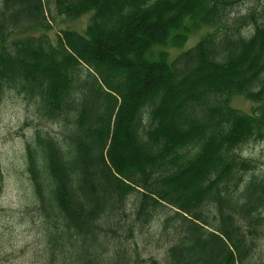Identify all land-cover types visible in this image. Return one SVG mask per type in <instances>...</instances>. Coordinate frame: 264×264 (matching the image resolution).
I'll use <instances>...</instances> for the list:
<instances>
[{
  "label": "trees",
  "instance_id": "1",
  "mask_svg": "<svg viewBox=\"0 0 264 264\" xmlns=\"http://www.w3.org/2000/svg\"><path fill=\"white\" fill-rule=\"evenodd\" d=\"M238 1L0 0V98L33 100L61 129L25 145L48 255L128 264L109 234L131 238L162 214L170 245L144 264H264V170L241 154L264 140V23L228 25ZM51 3L69 19L93 12L85 33L10 40L50 28Z\"/></svg>",
  "mask_w": 264,
  "mask_h": 264
},
{
  "label": "rangeland",
  "instance_id": "2",
  "mask_svg": "<svg viewBox=\"0 0 264 264\" xmlns=\"http://www.w3.org/2000/svg\"><path fill=\"white\" fill-rule=\"evenodd\" d=\"M50 28H33L24 33H13L10 40L25 36L47 35L53 44L61 31L71 30L84 34L93 12H88L74 19L57 14L54 5L50 4ZM253 14L258 22L264 23V0H239L227 10V24ZM253 29L251 20L239 28L240 33L249 34ZM207 29L190 36L184 49L196 43ZM182 50L169 49L174 58ZM231 105L250 113L255 104L242 95L231 98ZM48 132L59 136L58 124L42 120L37 112L36 103L25 99L13 90H7L0 98V264H64L56 259V254L49 255L45 249V240L41 221L35 213L31 196V187L24 167L25 145L35 131ZM241 154L252 160L256 172L264 170V140L250 142L241 150ZM133 204L130 200L126 213L132 219ZM131 206V207H130ZM164 216L156 215L142 231H134L127 237L122 228L115 229L108 239L114 248L121 249V255L128 264H144L151 260L162 261L170 242L162 228ZM131 223V222H130ZM109 244V243H108ZM259 255L264 263V235L259 241ZM122 261V260H121ZM124 264V262H123Z\"/></svg>",
  "mask_w": 264,
  "mask_h": 264
}]
</instances>
